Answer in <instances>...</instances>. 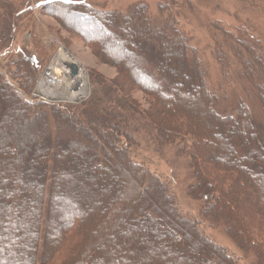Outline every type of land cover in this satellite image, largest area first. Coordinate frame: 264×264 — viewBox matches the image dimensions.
I'll return each mask as SVG.
<instances>
[{
  "label": "trees",
  "instance_id": "1",
  "mask_svg": "<svg viewBox=\"0 0 264 264\" xmlns=\"http://www.w3.org/2000/svg\"><path fill=\"white\" fill-rule=\"evenodd\" d=\"M3 2L0 0V11L4 12L0 16V50L11 45L15 28L11 17L15 12ZM166 2L158 5L159 13L166 10ZM43 8L50 10L64 31L84 42L99 63L117 70L107 90L120 97L113 99L112 112L104 116L92 100L78 109L32 104L27 97L36 80L35 58H19L15 63L10 72L15 85L0 73V125L5 120L10 124L15 121L16 125L10 142L0 136V149L9 158L16 155L17 162L16 145L23 146L25 138H31L28 133H19L17 107L24 114V121L38 119L34 129L27 128L40 140L31 138L33 167L27 172L21 163H15L17 168L11 175L7 164L0 165V264H99L109 248L120 252L119 264H169L159 252L147 248L139 251L143 244L136 240V234L140 231L161 243L174 245L180 250L176 258L185 264H237L226 249L200 231L202 223L210 227L222 224L237 248L253 254L257 264H264V181L254 177H264V145L254 133L244 102L229 111H215L217 98L207 88L206 65L188 34L173 18L162 22L151 18L144 5L136 6L127 16L85 4L56 2ZM74 19L98 28H73ZM229 34L237 45L232 49L239 64L235 77L251 85L264 111V45L240 31ZM153 36L161 45L149 46ZM210 55L218 64L222 79L234 81L224 47L216 44ZM190 86L195 90L192 104L185 95ZM135 90L146 97L147 110L140 113L146 118L147 130L155 132L157 145L171 147L191 172L195 184L189 194L203 201L199 220L184 216L164 181L135 162L128 147L119 140L128 135L122 133L115 119L128 113L117 110L119 107L133 114L139 108L132 97ZM201 101L216 125L225 131L235 126L229 139L217 137L218 156L211 154L208 144L202 142V134L210 127L195 110ZM92 109L97 113L88 112ZM50 120L57 121L53 128ZM64 125L87 137L75 133L76 140L59 138ZM175 140L190 143L180 148L174 146ZM121 167H126L124 174L137 175V182L132 183ZM256 167L263 171L261 175L254 173ZM65 175L82 179V191L72 203L60 192L65 188ZM224 201L235 203L233 211ZM164 215L174 219L175 224L165 225ZM122 224L125 229L120 244L110 235Z\"/></svg>",
  "mask_w": 264,
  "mask_h": 264
},
{
  "label": "rangeland",
  "instance_id": "2",
  "mask_svg": "<svg viewBox=\"0 0 264 264\" xmlns=\"http://www.w3.org/2000/svg\"><path fill=\"white\" fill-rule=\"evenodd\" d=\"M3 1V3L6 4L5 6H8L15 12L11 16L14 18L15 22L13 41L11 42V45L8 47L6 46L7 48L0 50V73L3 77L15 85L16 82L12 81L13 78L10 75V72L15 69V63L19 61V58L25 59L26 57L28 58L32 56V58H35L37 62L35 64L37 68L34 67L35 72H33V74L36 75L35 84L33 85L31 95L27 97L28 101L33 102L32 104L40 103L47 106H60L63 108L78 109L81 108L83 104L92 100L95 103V109H97V111L101 110V112H103V116L106 113L112 112L111 107L113 108L115 105L113 99H115L116 96H120L117 92L113 94L108 91L107 88L111 86L109 82L113 78H116L117 70L108 65L99 63L93 52L84 42H82L79 38L70 35L61 28L57 21L50 15V10L43 7L35 8V4L42 0ZM73 1H82L89 7H94L98 10L114 11L116 13H120L122 16H127L136 6L144 5L146 9H148L149 16L151 18L154 17L158 22H162L167 17L175 19L178 27L190 37L191 44L197 47L199 52H201L199 56H201L207 70V88L217 98L215 103L217 110L215 111L217 113L220 110H223V112L229 111L230 109H233L238 102H244L251 118L254 133L257 134L259 141H261L264 145V111L251 85L245 79L239 80L238 77H235L239 71V64L232 52V49L237 45L233 43V38L229 34L240 31L248 36L254 37L262 45H264V0ZM165 1H167L166 10L161 14L158 11V5ZM23 9L30 10L20 17H15L16 14ZM3 13V11H0V16H3ZM72 22L71 27L78 28L80 30H86V28L87 30H91V28L94 30L95 27L96 29L98 28L97 25L88 26L81 24L75 19L72 20ZM135 25V28H137V24ZM135 25L133 24V26ZM109 30L111 32V29ZM120 40L122 41L123 38L121 37ZM145 42L147 43L146 40ZM148 43L150 47H156L159 44L161 45V41L154 36L149 38ZM216 44L220 46L222 45L229 54L231 61L230 70L231 75L234 76V81H224L222 79L220 68L214 58L210 55V49H213ZM60 48L64 49L69 59L81 68L83 72L86 93L74 101L69 99L67 94H64L67 95V97H63L59 100L48 98L47 96H43L41 90L38 88L41 80L49 69L50 64L57 56ZM175 55L177 58L179 57V54L175 53ZM231 82H234L235 85L233 86V83L231 84ZM51 85L57 90L59 88L63 93L70 91L69 89L65 90L62 86L58 87L56 83H51ZM186 91L187 94L185 95L190 98L189 102L191 103L195 97V90L193 91L192 86H190V88ZM68 94H70V92ZM132 97L136 100L137 105L135 106L139 107L140 109L137 108L139 110L134 109L135 112L133 114L131 113V110H119V107L117 110V112L122 111V113H128V115L124 114L123 117L115 119L119 129H122V133L128 135L127 137L119 135L121 136L119 137L120 142L128 147L130 156L135 162L141 164L143 168L148 169L151 173L156 174L161 181H164V183L168 186L170 195L176 199L178 207L184 216L188 217V219L192 221L197 219L199 220L202 212L201 207L203 201L201 199L195 200V197L189 194V188L191 185L195 184L191 172L187 169L186 163L182 159L176 158L171 147L158 146L159 143L156 142L155 132L150 133L147 130L146 118L142 117L140 113L141 110H147L146 97L137 90H135ZM186 100L188 101L189 99ZM198 103L199 104H196L195 110L199 113L202 122L207 126V128L210 127L208 132H204L202 134V142L208 144L211 154L218 156L219 152L216 142L217 137L221 136L224 140L229 139L230 133L234 131L235 126H230L228 131L223 130L224 127L216 125L217 121L212 118L213 116H211V114L209 115L207 113L202 101ZM92 110L88 112L97 113L94 109ZM15 111L21 119V122H19L20 125L18 126L19 133L25 136L29 134L34 141L39 142L40 140L36 138L27 128L28 126L30 129H34L35 124L37 123L35 121L38 119L33 121H24L25 117L23 113H20V108H15ZM212 113L215 114L214 112ZM98 114L102 115L100 112ZM15 118H17V116H14V119ZM55 122L57 121H49L51 128L54 127ZM41 125L45 128L43 122ZM41 125L38 124V131H40ZM15 126V121H11L10 124L7 120H5L4 124L0 125L1 138L4 137L6 142H10L12 140V131L15 130ZM62 127V136L59 138L76 140V137H74L75 133L81 137V131H78L75 128L72 131L70 127L66 125ZM82 135L83 137H87L86 133ZM31 138H25L26 144H23V146L18 147V145L15 144L17 146V151L19 152L17 162L15 160L16 155L9 158L5 154L4 150L2 148L0 149V165L7 164L10 175L11 172L17 168L15 163H17V165L21 163L25 172L33 167V165H31L32 158L30 156V152L34 147ZM87 140L89 142V139ZM189 143V141L184 143L177 140L173 142L175 147L179 146L180 148L185 146L188 147L187 145ZM88 147H90L88 152L91 153L92 147L90 142ZM14 164L15 169H13ZM122 169L124 174V171L126 172V167H121V170ZM253 171L254 173L255 171L256 173L260 172V175L263 172L258 167H256ZM112 173L113 172L110 174ZM126 176L130 178L132 183L137 182L139 179V177L135 174L130 175L128 173ZM82 177L84 179H88V176L86 175H83ZM254 177L264 181L263 176ZM63 184H65V188H63V191L61 190L60 192L67 196V200L71 203L77 200L78 195L82 191V179L80 178L75 180L74 176L65 175L63 178ZM245 188L247 190L248 187L245 186ZM7 190H9V188H7ZM243 199L244 198H242V200ZM81 203H83L84 206L87 205L84 201ZM224 204L228 205L230 211H233V208H235V203L233 202L224 201ZM163 218L165 225L175 224L174 219L168 216L165 217V215ZM124 229L125 227L122 224L119 230L110 235V238L115 242L122 244ZM199 229L204 235L212 239L215 244L226 249L227 254L233 260H236L237 264H257L253 254L236 247L232 239L226 235L222 224L210 227L208 224L202 223L199 226ZM136 237V240L138 239L140 243L143 244V247L139 248V251L147 248L148 250L159 252V254L162 257L164 256L163 258H165V261L169 264H185L184 261L178 257L176 258L180 250L174 245L167 244L163 241L161 243V240L152 239L151 235H149L146 231L137 232ZM136 257L137 259H140L139 255H136ZM118 258H120V252L109 248L101 255L99 264H119ZM191 264L195 263L191 262Z\"/></svg>",
  "mask_w": 264,
  "mask_h": 264
},
{
  "label": "bare ground",
  "instance_id": "3",
  "mask_svg": "<svg viewBox=\"0 0 264 264\" xmlns=\"http://www.w3.org/2000/svg\"><path fill=\"white\" fill-rule=\"evenodd\" d=\"M51 83H56L58 87L62 86L65 90L69 89L70 94H68L69 92L63 93L59 88L58 90L53 88ZM77 87L78 91L72 92ZM85 87L81 68L69 59L64 49L60 48L38 88L43 95L51 99L59 100L68 95V98L74 101L85 94Z\"/></svg>",
  "mask_w": 264,
  "mask_h": 264
},
{
  "label": "water",
  "instance_id": "4",
  "mask_svg": "<svg viewBox=\"0 0 264 264\" xmlns=\"http://www.w3.org/2000/svg\"><path fill=\"white\" fill-rule=\"evenodd\" d=\"M53 2H61V3H71L69 0H43L35 5V8H38L43 5L51 4ZM30 9H23L19 13L16 14V17H20L23 14L27 13Z\"/></svg>",
  "mask_w": 264,
  "mask_h": 264
}]
</instances>
